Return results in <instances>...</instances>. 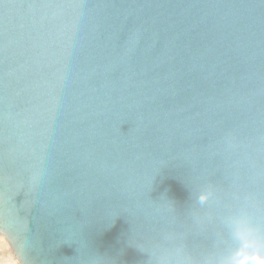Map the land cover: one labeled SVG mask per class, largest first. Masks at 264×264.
<instances>
[{"label": "water", "instance_id": "1", "mask_svg": "<svg viewBox=\"0 0 264 264\" xmlns=\"http://www.w3.org/2000/svg\"><path fill=\"white\" fill-rule=\"evenodd\" d=\"M241 212L264 226V0H0L16 264H201Z\"/></svg>", "mask_w": 264, "mask_h": 264}, {"label": "clouds", "instance_id": "2", "mask_svg": "<svg viewBox=\"0 0 264 264\" xmlns=\"http://www.w3.org/2000/svg\"><path fill=\"white\" fill-rule=\"evenodd\" d=\"M208 190L201 192L196 203L207 205L212 198ZM228 250L201 264H264V226L253 222L246 212L232 215L225 223Z\"/></svg>", "mask_w": 264, "mask_h": 264}, {"label": "rangeland", "instance_id": "3", "mask_svg": "<svg viewBox=\"0 0 264 264\" xmlns=\"http://www.w3.org/2000/svg\"><path fill=\"white\" fill-rule=\"evenodd\" d=\"M0 264H16L13 260L8 246L0 238Z\"/></svg>", "mask_w": 264, "mask_h": 264}]
</instances>
